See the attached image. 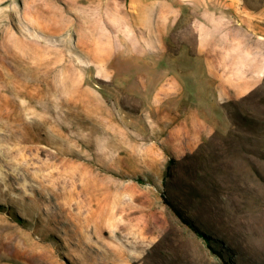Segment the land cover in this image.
<instances>
[{
  "label": "rangeland",
  "instance_id": "obj_1",
  "mask_svg": "<svg viewBox=\"0 0 264 264\" xmlns=\"http://www.w3.org/2000/svg\"><path fill=\"white\" fill-rule=\"evenodd\" d=\"M150 1L0 0V264H264V80L165 102Z\"/></svg>",
  "mask_w": 264,
  "mask_h": 264
},
{
  "label": "crops",
  "instance_id": "obj_2",
  "mask_svg": "<svg viewBox=\"0 0 264 264\" xmlns=\"http://www.w3.org/2000/svg\"><path fill=\"white\" fill-rule=\"evenodd\" d=\"M148 4L160 6L152 19L160 22V65L180 68L177 75L160 77L165 102L183 103L177 96L186 94L188 86L190 97H202L203 102L191 99L187 116L203 119L208 103L219 106L223 100L246 96L263 82L264 0H152ZM182 23L185 30H180ZM176 38L188 40L179 44ZM201 125L206 128L205 121Z\"/></svg>",
  "mask_w": 264,
  "mask_h": 264
},
{
  "label": "trees",
  "instance_id": "obj_3",
  "mask_svg": "<svg viewBox=\"0 0 264 264\" xmlns=\"http://www.w3.org/2000/svg\"><path fill=\"white\" fill-rule=\"evenodd\" d=\"M170 170V167L168 168ZM166 202H168L169 206L174 210V212L176 213L177 216H179L186 224H188L191 227H194V225L190 224L189 222H187V220L183 217V214L180 212L179 209H177L172 203H170V201H168V199H165ZM196 232H198L199 235H201L207 242V244L212 248V250L218 254L219 256H222L221 253L217 252L211 245V237H209L208 235H206L203 232H200L198 229H194Z\"/></svg>",
  "mask_w": 264,
  "mask_h": 264
}]
</instances>
